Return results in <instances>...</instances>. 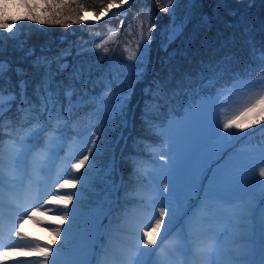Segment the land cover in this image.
<instances>
[{"label": "trees", "instance_id": "1", "mask_svg": "<svg viewBox=\"0 0 264 264\" xmlns=\"http://www.w3.org/2000/svg\"><path fill=\"white\" fill-rule=\"evenodd\" d=\"M63 2L66 5L60 9L63 13L60 17L63 23L49 25L26 19L29 10L36 17L45 20L49 18L44 12V0H0V13L4 18L10 22L17 21V27L12 31L0 30V60L11 65V70L6 73L7 78L0 81V86H3L5 94L13 90L17 94L12 107L4 113L0 132L4 134V143L11 146L13 141L28 139V134L32 131L31 121L37 116L47 119V115H41L39 109L31 113L18 110L21 106L18 85L21 79L27 81L25 95L28 103L22 105L24 108L30 104L40 105L41 101L35 90L38 85H42L46 71H50V90L54 94L52 100L61 106L66 120L60 122V126L66 124V127L61 139H56L51 129L44 133L41 143L47 144L49 150L56 153L44 170L51 177H55L57 165L62 167L65 161H70L65 164V176L88 173L89 184L82 186L77 183L73 189L61 190L81 194V203L76 204L77 199L74 197L71 204L76 208L74 214L78 218L83 216L74 223L71 219L67 220V223H61L62 231L71 224L72 233L76 234L77 238L69 237L67 242L63 235L58 238L53 234H39L37 238L40 245L54 250L49 259L55 256L57 264H66L61 261L63 256H69L71 264H80L83 249L87 250V260L84 264H88L95 243L92 247L89 246L86 236L92 231V238L96 237L105 220V210L108 209L109 202H112L113 183L118 176L117 168L121 177L117 190L118 205L105 224L104 237L110 235V228H121L119 225L124 224L122 217L126 213L134 212L130 206L145 209L147 205L141 202L144 197L140 193L148 191V194H155L156 188L151 186V181L153 176L157 178V166L164 159L158 153L167 150L168 136L174 137L178 153L189 140L202 138L201 151L193 167L202 166L208 176L212 174L217 162H223L217 155L220 142L213 139L216 124L220 125L219 135H224L223 123L241 117L246 107L264 95V68H257L254 75L245 76L242 80L232 78L233 73L243 72L246 65L252 63V44L257 48L264 47V0H224L223 6L219 7L217 0H195L194 4L189 0H179V3L173 5L169 4V0H135L131 2L126 15L118 14L97 24L83 23L80 19L82 12L90 10L97 15L112 3V0ZM116 3H119V0H116ZM25 4L28 5L27 8ZM161 7H168V11H160ZM173 8L177 23L187 19L182 34L173 42L167 43ZM202 17H207L209 23H202ZM121 21L124 22L123 25ZM151 25H155L151 33L153 39L149 50L144 52L141 69L143 76L137 81L135 73L138 66L134 60L127 57L130 53L139 54V45L147 42L148 28ZM13 31L15 36L12 35ZM97 44L100 45L99 48ZM29 49L34 50V55H27ZM105 49L108 51L105 52ZM40 57L47 58L50 69L34 63ZM216 73L222 74L216 88L203 91L205 94L211 91L216 95L217 104L221 106L206 114L190 111L189 106L195 109L200 99L196 92L201 91V75L207 80ZM157 81L165 85L163 98L155 101L159 105L158 108L149 105L147 115L150 123H145L143 117L146 103L153 101L148 89H155ZM253 84L256 85L255 88L252 87ZM68 86H72L76 91L73 100H76L77 96L88 100L86 104L74 107L70 114L64 95ZM109 87L113 92L123 89L130 93L126 97L127 127L108 130L109 148L97 158L96 169L89 170L85 165L79 171L72 170L71 163L88 154L87 148L92 146L91 139H97V143H100L98 134L105 125V109L99 108L98 105L100 99H107L111 95ZM41 95H46L43 87ZM92 97L97 99H91ZM259 113L258 108L255 113H249L237 120L239 123L251 125L250 127L243 130L233 127L228 130L236 135L223 142L224 158L229 154H237L242 159H258L261 149H264V122L255 124L253 117L264 121V117L258 115ZM119 120L117 117V124ZM193 120L196 123H193ZM57 126V122L53 120L52 127ZM121 132L126 134L127 146L124 141L116 164L118 149L123 141L120 139L117 142ZM138 138L140 142H136ZM130 154L140 158L137 161L136 174H133L134 164L129 159ZM88 155L91 162L92 156ZM37 167L33 156L28 155L23 158L18 174L28 175L29 170H35ZM247 172L246 179L250 180L252 170L247 169ZM255 179L264 183V178L259 177V168L255 169ZM53 184H50L48 192L56 191ZM204 184L207 185L206 179ZM235 185L236 189L232 193L229 189L218 186L210 196L211 200L208 198L203 202L220 208L227 203L231 206L232 202L235 215L231 228L237 238L249 237L255 230L258 241L262 244L261 216L264 214V195L255 184ZM84 195L87 196L85 201ZM200 195L203 196V193ZM51 201L54 206L65 205L63 201L55 198ZM240 201L241 205L236 206L235 203ZM77 209L82 210L78 212L80 215L77 214ZM135 209L137 210V207ZM83 210L91 211L89 223ZM177 221L184 224V220L179 217ZM163 227L162 224L160 233L153 232L154 237L162 234ZM116 236L119 238L122 235L116 233L114 238ZM64 247L63 253L60 254ZM106 252V243H102L100 263ZM241 252L249 254V251Z\"/></svg>", "mask_w": 264, "mask_h": 264}, {"label": "snow or ice", "instance_id": "2", "mask_svg": "<svg viewBox=\"0 0 264 264\" xmlns=\"http://www.w3.org/2000/svg\"><path fill=\"white\" fill-rule=\"evenodd\" d=\"M132 2H135V0H132ZM189 2L194 4L195 0H189ZM44 3V12L49 16L47 20L34 16L31 10H29L26 19L29 21H38L39 24H62L63 20L60 19V17L63 13L60 9L66 7L63 0H44ZM115 3L116 0H112V3H109L108 7H113ZM119 3H129V0H119ZM176 3H179V0H169L170 5ZM217 3L218 7L223 6L224 0H217ZM24 6L25 8L28 7L27 4ZM160 11L167 12L168 7H161ZM124 13L125 15L127 14V9L124 10ZM171 15V31L167 35V43L173 42L179 35L182 34L187 19H182L180 23H177L174 8ZM201 22L207 24L209 23V19L207 17H202ZM123 23L124 22L121 21V25H123ZM16 27L17 21L12 20L10 22L8 19L4 18L2 13H0V30L7 29L12 31ZM154 29L155 25H151L148 28L147 42H142L139 45V54L130 53L127 57L128 59L134 60L138 66L135 73V79L137 81H139L143 76V72L141 71L143 67V56L144 52L149 50V45L153 39L151 33ZM113 34H115V30H113ZM12 35L15 36L14 31L12 32ZM99 47L100 45L97 44V48ZM166 47L167 45H165V50ZM107 51L108 49H105V52ZM250 52L252 63L246 65L243 72L237 71L233 73V79L242 80L245 76L254 75L257 68H264V47L257 48L254 44H252ZM27 55H34V50L29 49ZM34 63L37 64V66H46L50 69V62L46 57L37 58ZM10 70L11 65L7 61L0 60V81L7 78L6 73ZM110 71H114V69H110ZM221 75V73H216L215 75L208 77L207 80H205L203 75H201L200 79L202 83L199 85L201 91L196 92V95L199 96L200 99L197 102L195 109H193L192 106H189L190 111L202 112L206 114V112L221 106L217 104L216 95H214L211 91L206 94L203 91V89H215L217 83L220 81ZM50 77V71H46L42 85H38L36 87L35 93L41 101L40 105L30 104L27 108L22 106L28 103V99L25 95L27 81L23 79L19 81L18 87L20 89L21 106L18 110L20 112L31 113L34 110L39 109L41 115H47V119H41L40 116H37L36 119L31 121L32 131L29 132L28 139L13 141L11 146L4 143V134L3 132H0V209L3 208L5 186H8L7 192L9 195L14 196L15 194V177L22 167L24 157L32 155L35 163L38 165L37 170L43 171L49 166L50 162L56 155L55 152H51L49 150L47 144L41 143L44 133L48 132L49 129L52 130V134L56 137V139H61L64 133V127H66V124L60 126V122L65 121L66 117L61 112V106L58 102L52 100V96L54 94L50 90V84L52 83ZM41 87H43L46 95H41ZM164 87L165 85L163 83L157 81L155 89H148L149 93L153 97V101L146 103L145 115L143 117L145 123H150L147 115L149 105H151L152 108L159 107L155 101L159 98H163ZM252 87L255 88L256 85L253 84ZM108 91L111 95L107 99H100L98 105L99 108L105 109V125L102 126V131L98 134L100 143H97V139H91L90 143L92 146L87 148L88 154L92 156L91 162H89L88 154L83 155V158L78 159L75 163H71L72 170L79 171V169L85 165H87L89 170L96 169L97 158L109 148L107 136L108 130H114L116 127H127L126 97L130 93L123 89L113 92L110 87ZM64 95L69 105L67 109L69 114L74 107L81 106L88 102V100L83 96H77L76 100H73V96L76 95V91L72 86H68L65 89ZM16 97L17 94L15 90L5 94L3 86H0V127H2L4 113L12 107V104L16 101ZM91 99L97 98L92 97ZM258 108L260 109V113L258 115L264 117V95H261L254 103H251L248 107H246L241 113V117L223 123L222 128L225 132L224 135H219L220 125L219 123L216 124L213 139L220 142L217 148V155L221 160H223V162H217V165L215 169L212 170V174L210 176L204 172L202 166L193 167L201 151L202 138L197 137L189 140V142L186 143L178 153L174 137H167V150H162L158 153L164 159L163 162L157 166L158 179H156L155 197L150 201L152 211L149 214L147 222L136 226L137 244L132 249V252L135 255L134 264H174L175 249L171 245L165 246V242L168 241L169 237L172 235L173 222L177 220L178 217L184 220V226H182L176 234V239L180 242L182 247L187 249L191 244L199 243V238L191 233L190 226L192 225L197 213L200 211L203 201L208 199L212 193L216 191L218 186H222L225 190H227L237 183H252L255 184L260 193L264 195V183L255 179L256 168H259V177L264 178V149H261L258 159H242L237 154H229L227 158H224L223 156V142L228 141L236 135L228 130L233 127L238 130L250 127L251 125L239 123L237 120L247 116L249 113H255ZM117 117L120 118L119 124L116 122ZM53 120L57 122V127H52ZM253 121L255 124L264 122L261 119H256L255 117H253ZM193 123H196V121L193 120ZM120 139H123L125 141V146H127V138L123 135V132L120 133L117 142H119ZM136 142H140L139 138ZM45 153H47V155H45ZM129 159L133 161V174H136L138 171L136 165L140 158L130 154ZM69 162L70 161H65V164ZM247 169L252 170L250 180L246 179L248 175ZM108 174L111 175V173ZM205 179L207 180V185L204 184ZM77 183H80L82 186L88 185V173H84L79 176L68 174L61 178L60 182H54L53 187L56 189L55 192H45L43 195L37 197L31 205L26 206L23 212L17 213V215L23 217L24 219H32L35 212L41 210V206L44 208L50 207L49 201L53 198L63 201L65 205L71 204L74 197L79 200L81 194L61 191L73 189L76 187ZM121 183L123 184V180ZM160 183L164 184V194H161L159 191ZM113 187H115V183H113ZM201 193H203V196L200 195ZM112 203L113 202L111 201L109 202V207L105 210V214H110L113 210ZM157 208H159L158 216L156 215ZM55 215L61 222L70 219L73 223L75 222V217L70 210L65 211L63 215H60L59 212H55ZM153 220L154 223H152ZM20 222L22 223L23 220ZM162 224L164 227L158 241L157 238L152 237L151 234L153 232L160 233ZM15 227L16 224L14 222L13 234H16ZM141 228L143 229L142 238L139 233V229ZM50 231L58 238L63 235L65 242L68 241L69 237H72L73 239L77 238L76 234L72 233L71 224L68 228L63 230V233L59 227H52L50 228ZM231 238L232 234L226 231L222 236L216 238L209 246L214 248L225 247ZM261 238L262 243H264V214L261 216ZM141 239L142 246L140 245ZM93 242H95V236H93L90 241V243ZM27 251L39 253L42 257H44V264H57L55 256L49 259L50 253L54 252V250L50 247L36 244L34 247L28 248ZM69 264H71V262H69Z\"/></svg>", "mask_w": 264, "mask_h": 264}, {"label": "rangeland", "instance_id": "3", "mask_svg": "<svg viewBox=\"0 0 264 264\" xmlns=\"http://www.w3.org/2000/svg\"><path fill=\"white\" fill-rule=\"evenodd\" d=\"M106 8H108V6ZM88 11L90 10H86L82 12L80 19L83 23H85L83 20V15L85 12H88ZM93 15L95 14L93 13ZM98 15L99 14L95 16L98 17ZM113 15H116V14H113ZM32 172L35 175L36 173L38 174L37 188L38 190L43 191L44 185L46 186L47 184V179H46L43 185V180L45 179V176L43 175V173L45 174V171L43 170V173H42L41 171H38L37 168H35V171H32ZM156 179H158V177L155 178L153 176V179L151 181V186L155 188H156ZM228 189L232 193V191L236 189V185ZM159 191L161 194H164V184L163 183L159 184ZM148 193H149L148 191L140 193V195L144 197V199H142L141 202L147 205L144 210H142L139 206H136L137 210L134 208L133 210L134 212H131L129 214L126 213L125 216L122 217V222L124 224L119 225L121 226V228H118V226L112 227L110 228L111 230L109 231L110 235L107 234L108 237L105 235L104 240L106 242L107 247L110 250L109 252H107V255H105L106 253H104L100 264H122L119 260L116 259L115 255L120 251H122L124 254H126L127 251L132 252V250L129 247L131 245V241L133 239H136V226L147 222L149 214L152 211L150 201L155 197V194L153 193L148 194ZM86 198L87 196L84 195L83 201H85ZM30 199H32V195H28V194L24 195L22 193L20 194V197L17 194H15V196L5 195L3 198V205H4V208L9 209V211H11L13 207L14 208L17 207L19 208V212H23L24 211L23 207L25 209L26 206L32 204V203H29L27 205V203L31 201ZM80 201L81 199L77 200L76 204L81 203ZM235 205L240 206L241 202L235 203ZM69 210L72 211L75 217V220L83 216L79 214L82 211L79 209H77L78 210L77 214H79L80 217L78 218L76 214H74V210H76V208H74L72 204H67L65 209L62 210L61 214L59 212V214L63 215L65 211H69ZM158 210L159 208L156 209V215L159 213ZM48 213H49L48 216H44L45 218H47L46 220L54 221L58 223L48 224L44 220H42V222L38 220V217H40L41 214L46 215ZM233 213H234V206L232 205V202H231V206H229V203H227V204L221 205V208L220 206L217 207L214 204H211L208 211L205 210V206L202 205L200 211L197 213L192 223V226L196 227L198 231H195V232H193V230L191 231L192 234H194L196 237L199 238L200 242L193 243L188 247L190 249V254H188L187 250L184 249L182 245L180 244V242L176 239V234L180 230V227L177 229V231L174 234H172L169 237V240L167 241L168 243L167 246L171 245L175 249L174 264H189V262L191 264H196L197 260L194 258L195 253L201 258L200 264H225L228 253L233 248L230 242L225 247H222V248H214V247H210L209 245L216 238L222 236L226 231H228V229L232 225V221L234 220L235 213L234 214ZM83 214L85 215V218L88 219V222L87 220L85 221L89 223L91 211L83 210ZM145 214H147V216H144ZM22 220L23 222H22V225L19 227V234L17 235L18 237H15V238L13 237V239L11 238L9 240V241L12 240V242L15 243L14 246L10 244V246H8L5 249L1 248L2 246H0V264H43L44 257H42L41 255H38V253L34 251L33 252L27 251L28 248L35 246L32 235H39V234L43 236H48V234L52 235L50 228L52 227L61 228L63 223L65 222L67 223V220L61 222L56 217L55 211L53 210V208L51 207L44 208L43 206H41V210H38L35 212L32 219L23 218ZM116 230H118V232H116ZM101 231H102V227L100 230L97 231L96 237L100 235ZM230 231L229 233H231L233 236V234L235 233L230 232ZM89 232L91 234H87L86 236V238L88 239V243H90V241L92 240V234H93L92 231H89ZM116 233H120L122 236L119 238L118 236H116V238H114V234ZM139 233L142 238V233H143L142 228L139 229ZM102 242H103V236H102ZM141 242L142 240H140V244L142 245ZM93 243H90L89 246L92 247ZM36 244H40V243L36 242ZM64 249L65 247L62 249L60 254L63 253ZM84 250L85 249L81 251L83 252V256H82L83 259L80 261V264H84L85 261L87 260V257H86L87 250H85V252ZM60 254L58 255V259L60 257ZM70 260L71 259L69 258V256H66V257L63 256L61 261L68 264Z\"/></svg>", "mask_w": 264, "mask_h": 264}, {"label": "water", "instance_id": "4", "mask_svg": "<svg viewBox=\"0 0 264 264\" xmlns=\"http://www.w3.org/2000/svg\"><path fill=\"white\" fill-rule=\"evenodd\" d=\"M129 3H130V0H129ZM129 3H125L126 5L123 7V6H120L118 4H114L113 7H117L118 9H116L113 13H110V14H107V10L109 9V7L107 8V10H102L98 17L97 16H94L93 13L91 11H88V12H85L84 14L86 13H91V19L89 20H93L95 21L96 19H103V18H107V17H110L111 15L113 14H117V13H124V10L126 9V7L128 6Z\"/></svg>", "mask_w": 264, "mask_h": 264}, {"label": "bare ground", "instance_id": "5", "mask_svg": "<svg viewBox=\"0 0 264 264\" xmlns=\"http://www.w3.org/2000/svg\"><path fill=\"white\" fill-rule=\"evenodd\" d=\"M116 9H118L117 7H111L107 10V14L113 13ZM91 13H86L83 15V20L84 21H88L89 19H91Z\"/></svg>", "mask_w": 264, "mask_h": 264}]
</instances>
